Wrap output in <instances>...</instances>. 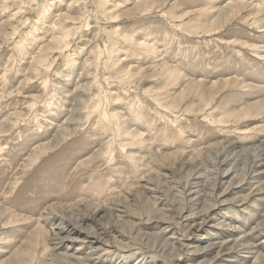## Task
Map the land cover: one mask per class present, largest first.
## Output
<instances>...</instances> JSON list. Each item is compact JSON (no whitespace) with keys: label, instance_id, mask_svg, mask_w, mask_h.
<instances>
[{"label":"rangeland","instance_id":"rangeland-1","mask_svg":"<svg viewBox=\"0 0 264 264\" xmlns=\"http://www.w3.org/2000/svg\"><path fill=\"white\" fill-rule=\"evenodd\" d=\"M262 14L0 0V264H264Z\"/></svg>","mask_w":264,"mask_h":264},{"label":"bare ground","instance_id":"bare-ground-1","mask_svg":"<svg viewBox=\"0 0 264 264\" xmlns=\"http://www.w3.org/2000/svg\"><path fill=\"white\" fill-rule=\"evenodd\" d=\"M240 6H243V7H245L246 8V5L243 3V5H240ZM238 6L236 5H234V4H226V6L225 7H223V8H221V10L219 11V12H217L216 13V15H218L219 17H221V16H224V17H226V16H229L228 14H230L231 12H233V11H235V10H238ZM222 18V17H221ZM255 21H257L258 23H261V25L259 26V28H264V14H262V15H258L257 17H256V19H255ZM220 154V153H219ZM218 154V155H219ZM254 154H255V156L254 157H252L253 159H255V158H259L260 156H262V155H264V147H261V149H259V151L258 152H254ZM258 155V156H257ZM215 156H217V155H215ZM213 161V160H212ZM211 161V162H212ZM216 162V161H215ZM217 163V162H216ZM212 164V163H211ZM215 164V163H214ZM219 167V166H218ZM246 169V168H245ZM215 182V181H214ZM166 239H165V237H163L162 239H161V241H165ZM243 244V243H242ZM244 245H246V244H244ZM161 252V254H163V255H166V249H165V247H162L161 248V250H160ZM177 252V251H176ZM176 252H174V253H176ZM174 253H171V255H174ZM87 256V255H86ZM260 258H261V256H260ZM78 259H80L79 257L76 259V260H78ZM75 264H78V263H75Z\"/></svg>","mask_w":264,"mask_h":264}]
</instances>
